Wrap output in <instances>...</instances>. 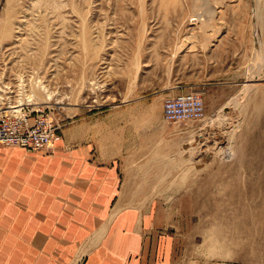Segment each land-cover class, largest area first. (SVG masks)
Masks as SVG:
<instances>
[{
	"label": "rangeland",
	"instance_id": "374dc122",
	"mask_svg": "<svg viewBox=\"0 0 264 264\" xmlns=\"http://www.w3.org/2000/svg\"><path fill=\"white\" fill-rule=\"evenodd\" d=\"M182 91L205 116L165 121ZM23 106L121 143L120 198L187 222L190 264H264V0H0V108Z\"/></svg>",
	"mask_w": 264,
	"mask_h": 264
},
{
	"label": "crops",
	"instance_id": "0c3cea01",
	"mask_svg": "<svg viewBox=\"0 0 264 264\" xmlns=\"http://www.w3.org/2000/svg\"><path fill=\"white\" fill-rule=\"evenodd\" d=\"M97 127L68 124L51 151L0 147V264H190L187 222L120 198L122 145Z\"/></svg>",
	"mask_w": 264,
	"mask_h": 264
},
{
	"label": "built area",
	"instance_id": "2783aa9c",
	"mask_svg": "<svg viewBox=\"0 0 264 264\" xmlns=\"http://www.w3.org/2000/svg\"><path fill=\"white\" fill-rule=\"evenodd\" d=\"M165 121L197 120L205 116L200 94L182 91L167 96L162 102ZM23 115L15 110H0V147L17 145L31 150L51 151L61 139V122L45 108L26 109Z\"/></svg>",
	"mask_w": 264,
	"mask_h": 264
},
{
	"label": "bare ground",
	"instance_id": "6f19581e",
	"mask_svg": "<svg viewBox=\"0 0 264 264\" xmlns=\"http://www.w3.org/2000/svg\"><path fill=\"white\" fill-rule=\"evenodd\" d=\"M1 109H5V108H0V110ZM5 110H9V109H5ZM11 110H15V111H18V112H20L22 115H23V113H22V107H19V108H12ZM164 119V118H163Z\"/></svg>",
	"mask_w": 264,
	"mask_h": 264
}]
</instances>
